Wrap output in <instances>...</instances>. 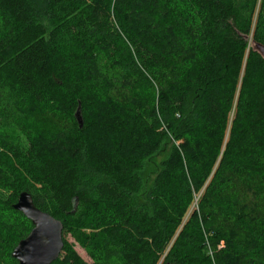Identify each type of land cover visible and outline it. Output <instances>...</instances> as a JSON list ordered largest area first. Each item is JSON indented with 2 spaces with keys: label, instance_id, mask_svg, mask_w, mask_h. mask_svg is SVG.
Here are the masks:
<instances>
[{
  "label": "trees",
  "instance_id": "obj_1",
  "mask_svg": "<svg viewBox=\"0 0 264 264\" xmlns=\"http://www.w3.org/2000/svg\"><path fill=\"white\" fill-rule=\"evenodd\" d=\"M258 42L264 0H0V264L22 191L52 264H264Z\"/></svg>",
  "mask_w": 264,
  "mask_h": 264
},
{
  "label": "water",
  "instance_id": "obj_2",
  "mask_svg": "<svg viewBox=\"0 0 264 264\" xmlns=\"http://www.w3.org/2000/svg\"><path fill=\"white\" fill-rule=\"evenodd\" d=\"M255 49L264 57V45L255 43ZM33 223L29 234L21 239L12 255L19 264H52L64 249V223L47 211L39 208L29 191H22L14 204Z\"/></svg>",
  "mask_w": 264,
  "mask_h": 264
},
{
  "label": "rangeland",
  "instance_id": "obj_3",
  "mask_svg": "<svg viewBox=\"0 0 264 264\" xmlns=\"http://www.w3.org/2000/svg\"><path fill=\"white\" fill-rule=\"evenodd\" d=\"M13 131V134H16V136L18 135V138L21 140V141H23V142H26L27 141V139L29 138L28 137V131H27V129H25L21 124H19V125H17L16 124V126L15 127H12L11 128ZM161 159V158H160ZM159 159V160H160ZM11 218V220H14V219H16L15 218V216L13 217H10ZM17 225V228H16V230L15 231H9L11 234L14 232L15 234H14V236L12 235L10 238H8L6 241H5V246H6V248H9V247H11L12 246V243H13V241L18 237V236H20V233L21 232H24V230L26 229H24V224L21 222V220H19L18 221V223L16 224ZM66 238H67V240L69 241V243H72L73 245H74V247H75V249L80 253V255L82 256V258H84L86 261H88L90 264H92L93 263V260L91 259V257H89V255L87 254V252H86V250H85V248H83L82 246H81V244L77 241V240H75V238L73 237V235L71 234V233H67V235H66ZM8 251V250H7ZM6 251V255H8V252ZM9 261V258H8V256H5V258H4V261H3V263H5V264H14V263H12L11 261L10 262H8Z\"/></svg>",
  "mask_w": 264,
  "mask_h": 264
}]
</instances>
